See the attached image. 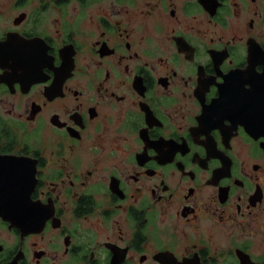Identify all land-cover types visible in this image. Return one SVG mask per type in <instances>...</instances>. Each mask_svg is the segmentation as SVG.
<instances>
[{
  "label": "flooded vegetation",
  "instance_id": "af4514ba",
  "mask_svg": "<svg viewBox=\"0 0 264 264\" xmlns=\"http://www.w3.org/2000/svg\"><path fill=\"white\" fill-rule=\"evenodd\" d=\"M0 186V264H264V0H0Z\"/></svg>",
  "mask_w": 264,
  "mask_h": 264
},
{
  "label": "water",
  "instance_id": "95a60500",
  "mask_svg": "<svg viewBox=\"0 0 264 264\" xmlns=\"http://www.w3.org/2000/svg\"><path fill=\"white\" fill-rule=\"evenodd\" d=\"M6 184H7V182H6ZM6 184H4L3 186H5ZM9 185H11V183L9 182ZM1 187V186H0ZM9 187V186H8ZM14 186L13 185H11L9 188H8V194H12V192H13V194L15 195V194H17V192L19 191V189L18 188H16V189H12ZM7 188V186L3 189V190H5ZM15 188V187H14ZM0 193H2V191H0ZM3 194V193H2ZM6 196H8V195H6ZM12 199V198H11ZM19 200V199H18ZM8 203L9 202H5L4 203V205H3V207L0 209V214H2V215H4V217H7V214H8V212L10 211V210H12V209H14V207H12V206H10L11 208H8V211L6 210L7 208L6 207H8L9 205H8ZM16 209V208H15ZM19 211H20V208L16 211V210H14V212H9V213H15V215L17 214V213H19ZM7 212V213H6ZM19 216V215H18ZM31 226H34V224H31Z\"/></svg>",
  "mask_w": 264,
  "mask_h": 264
},
{
  "label": "bare ground",
  "instance_id": "6f19581e",
  "mask_svg": "<svg viewBox=\"0 0 264 264\" xmlns=\"http://www.w3.org/2000/svg\"><path fill=\"white\" fill-rule=\"evenodd\" d=\"M24 178L29 179V177L26 176V175H24ZM30 181H31V179H29V180L27 181V185H28V187H29ZM26 192H27V191H26ZM26 192L23 191V193H22L23 196L26 194ZM22 201H24V200H22ZM4 203H5V202L0 201V209L3 207ZM17 204H18V203H17ZM22 205H23V203H20V205H19L18 208H16V209H15V207H14V209H12V208L10 207L12 210H10L9 212H14V210L17 211V210L20 208V212L24 213V209H25V207H23ZM21 206H22V207H21ZM6 208H7L6 210L8 211V208H9V207H6ZM6 213H7V212H6ZM15 213H16V212H15ZM22 213H21V214H22ZM25 214H26V213H25Z\"/></svg>",
  "mask_w": 264,
  "mask_h": 264
}]
</instances>
